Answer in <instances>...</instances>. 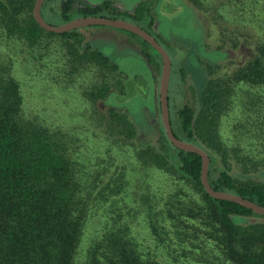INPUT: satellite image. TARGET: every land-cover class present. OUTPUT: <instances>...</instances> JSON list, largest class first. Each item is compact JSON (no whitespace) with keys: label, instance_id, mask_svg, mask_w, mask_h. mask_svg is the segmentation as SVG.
<instances>
[{"label":"trees","instance_id":"trees-1","mask_svg":"<svg viewBox=\"0 0 264 264\" xmlns=\"http://www.w3.org/2000/svg\"><path fill=\"white\" fill-rule=\"evenodd\" d=\"M190 2L202 7L200 0ZM34 3L0 0V30L7 39L33 49L44 38L75 30H45L33 17ZM96 10L86 8L87 14ZM70 38V43L64 42L67 64L71 73L91 74L83 95L91 103L96 124L111 140L129 146L135 162L147 171L156 170L162 183L158 191L141 194L142 208L139 204L133 208L145 216L136 219L135 226L145 229L146 236L136 237L131 223L112 219L90 239L83 264H194L193 259L264 264V214L210 196L200 180L201 156L174 146L160 118L151 139L140 141V130L126 111L112 106L100 110L96 102L120 86L117 66L83 37ZM220 40L218 48L226 49V60L206 66L198 105L177 108V133L171 128L176 137L206 151L212 188L264 206V37L249 29L237 35L230 30L220 33ZM232 50L236 53L230 58ZM8 64L0 60V264H74L94 208V191L82 192L71 166L69 147L75 139L23 115L19 81ZM156 65L160 71L161 64ZM236 102L241 112L236 131L245 141H227L219 131L221 118ZM126 172L106 181L102 191L107 190L106 198L122 192ZM105 173L106 169L96 171L92 182L97 176L102 181Z\"/></svg>","mask_w":264,"mask_h":264},{"label":"rangeland","instance_id":"rangeland-1","mask_svg":"<svg viewBox=\"0 0 264 264\" xmlns=\"http://www.w3.org/2000/svg\"><path fill=\"white\" fill-rule=\"evenodd\" d=\"M82 1L86 5H94L92 3L100 4L104 0ZM107 1L114 9L120 10V16L126 20H133L130 12L141 11L143 22L152 19L149 30L171 59L168 98L171 125L176 133V109L184 103H192L196 107L205 86L206 66L222 63L227 58L226 49L218 48L220 33L227 35L234 30L237 35L249 29L254 35L264 37V0H200L202 7L195 6L191 0ZM100 14L109 15L106 9L101 10ZM72 34L84 37L92 48L116 64L120 86L111 89L96 105L103 111L108 106L126 111L140 130L137 136L140 141L151 139L160 118L156 98L160 79L156 62L160 63V60L155 50L135 34L107 25H87L67 35L50 36L33 49L7 39L0 30V60L9 62L19 81L23 115L36 117L52 131L55 127L62 129L75 139L74 148L69 147L71 166L80 178L82 192L94 191V208L83 228L74 263L83 264L90 239L112 219L131 223L136 237L146 236L145 229L135 226L136 219L145 216L139 211L135 214L133 208L138 204L142 208L141 194L158 191V185L162 183L156 170L147 171L146 167L135 162L129 146L111 140L96 124L91 103L83 95V88L91 74L86 71L71 73L67 64L64 42L70 43ZM229 53L233 58L236 51ZM236 103L220 120L219 131L227 141H245L244 136L236 131L241 113L240 104ZM236 132L238 138L234 135ZM103 169H106V173L102 181L101 176H97L98 180L92 182L94 173ZM124 172L127 182L123 184L122 192L106 198L103 193H107V190L102 192L106 181ZM261 180L264 181V170ZM169 189L170 186L167 187ZM164 193L165 190L160 191V194ZM213 250L218 254V250ZM206 256L204 253L203 257ZM192 261H196L194 264H208L206 259ZM211 264L219 263L215 261Z\"/></svg>","mask_w":264,"mask_h":264},{"label":"water","instance_id":"water-1","mask_svg":"<svg viewBox=\"0 0 264 264\" xmlns=\"http://www.w3.org/2000/svg\"><path fill=\"white\" fill-rule=\"evenodd\" d=\"M44 0H35L32 13L36 22L45 30L52 31L56 33H64L70 31L74 28L83 27L87 25L103 24L108 26H113L117 28L126 29L140 36L142 39L150 43L161 55L162 57V68L159 79L158 86V98H159V108H160V118L162 125L166 132L169 141L179 149L191 151L199 154L201 156V171L200 180L205 189V191L212 197L217 199L229 200L238 203L246 208L251 209L255 213L264 214V206L259 205L248 198H244L238 194L223 190H215L211 187L208 181L207 172L209 165V156L201 147L182 140L175 136L172 131L170 117H169V104H168V88L170 80V68L171 61L166 52V50L160 45L156 39L149 34L145 29L141 28L139 25L125 21L119 18H107L103 16H84L69 20L65 23L52 25L47 23L40 13V8Z\"/></svg>","mask_w":264,"mask_h":264},{"label":"flooded vegetation","instance_id":"flooded-vegetation-1","mask_svg":"<svg viewBox=\"0 0 264 264\" xmlns=\"http://www.w3.org/2000/svg\"><path fill=\"white\" fill-rule=\"evenodd\" d=\"M92 4H94V5H86L85 3H83L82 0H44L42 5H41V8H40V13H41V16L43 17V19L47 23L52 24V25L62 24V23H65L69 20L79 18V17H84V16H103V17H107V18H119V19H122L125 21H129V20L122 18L120 16V10L114 9V7L111 5V3L108 2L107 0L102 1V3H100V4H96V3H92ZM88 7H96L98 10H96L95 14H87L86 8H88ZM105 9L109 13V15H101L100 14L101 10H105ZM129 16H131L133 18V20L129 21V22H132V23L139 25L141 28L145 29L149 34L152 35L149 28L152 27L153 21L150 18L148 21L143 22V20H142V18H144L143 11L136 12V13L130 12ZM141 24H143V25H141ZM101 25H103V24H101ZM111 27H113V26H111ZM74 29H76V28H74ZM129 32H131V31H129ZM131 33H133V32H131ZM133 34H135V33H133ZM136 36H138V35H136ZM138 37L141 38L140 36H138ZM142 40H144V39H142ZM144 41H146V40H144ZM156 41H157V39H156ZM83 42L87 43V45L91 46L86 40H84V37H83ZM146 43L149 44L157 53V56L159 57V60L161 63V68H162V57H161L160 53L150 43H148L147 41H146ZM92 49H95V48H92ZM168 56H169V54H168ZM169 58H170V56H169ZM170 61H171V59H170ZM158 73L161 74V70ZM170 74H171V68H170Z\"/></svg>","mask_w":264,"mask_h":264},{"label":"crops","instance_id":"crops-1","mask_svg":"<svg viewBox=\"0 0 264 264\" xmlns=\"http://www.w3.org/2000/svg\"><path fill=\"white\" fill-rule=\"evenodd\" d=\"M158 86H159V84H158ZM157 94H158V87L156 89V98H157ZM168 104H169V100H168Z\"/></svg>","mask_w":264,"mask_h":264}]
</instances>
